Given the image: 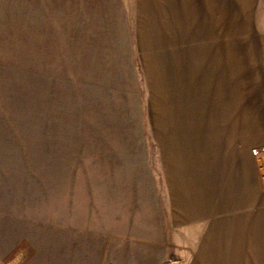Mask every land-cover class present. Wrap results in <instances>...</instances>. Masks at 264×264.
Here are the masks:
<instances>
[{
	"label": "crops",
	"instance_id": "1",
	"mask_svg": "<svg viewBox=\"0 0 264 264\" xmlns=\"http://www.w3.org/2000/svg\"><path fill=\"white\" fill-rule=\"evenodd\" d=\"M94 4L111 12L146 88L153 210L131 214L121 193L82 219L5 203L0 264H264V176L251 152L264 147L258 0Z\"/></svg>",
	"mask_w": 264,
	"mask_h": 264
},
{
	"label": "rangeland",
	"instance_id": "2",
	"mask_svg": "<svg viewBox=\"0 0 264 264\" xmlns=\"http://www.w3.org/2000/svg\"><path fill=\"white\" fill-rule=\"evenodd\" d=\"M107 10L0 0V209L82 219L114 193L131 214L153 210L146 88ZM256 17L264 31V0Z\"/></svg>",
	"mask_w": 264,
	"mask_h": 264
},
{
	"label": "built area",
	"instance_id": "3",
	"mask_svg": "<svg viewBox=\"0 0 264 264\" xmlns=\"http://www.w3.org/2000/svg\"><path fill=\"white\" fill-rule=\"evenodd\" d=\"M251 152L258 161L260 174L264 176V147H254Z\"/></svg>",
	"mask_w": 264,
	"mask_h": 264
}]
</instances>
